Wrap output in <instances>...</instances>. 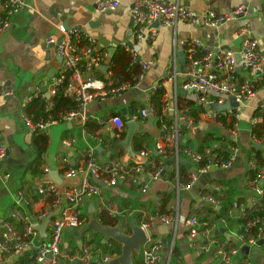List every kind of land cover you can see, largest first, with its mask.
I'll use <instances>...</instances> for the list:
<instances>
[{"label": "crops", "instance_id": "obj_1", "mask_svg": "<svg viewBox=\"0 0 264 264\" xmlns=\"http://www.w3.org/2000/svg\"><path fill=\"white\" fill-rule=\"evenodd\" d=\"M101 1L107 0H31V8L16 15L11 30L0 36V115L2 117L0 142L7 147L6 158L0 162V218L5 221L11 219L12 212L17 210V192L22 191L31 202L27 210L33 214L46 215L39 227L50 219L46 230H39L37 227V245L48 241L51 224L62 210L70 207L71 192L74 189L81 190L80 179H67L66 170L86 166L91 151L96 161L102 165L118 162L123 168L129 169L142 162L141 152L137 153L133 149V140L130 145L125 144L130 122L122 131L125 137L120 138L118 137L120 130L113 123L114 117H121L123 121H127L131 110L134 114L141 111V109L136 110L133 104H143L148 107L147 97L151 88L169 71H176V74L172 75V80L165 86L163 100L165 102L177 100L183 110L187 103L196 104L197 100L192 99L191 96L198 92L184 90L182 76L186 63L185 46L191 40L198 39L209 49L221 47L239 52L241 41L235 37V32L249 22L253 37L264 55V0H252L251 3L249 0H166L179 2L201 14L214 12L218 15L228 14L245 4L247 14L246 17L227 23L219 29L190 28L184 25L176 29L161 28L155 40L135 45L140 60L150 64L143 88L130 91L122 97L110 98L100 104L91 105L84 115L70 121L57 122L44 131L30 129L23 118L22 105L30 101L35 94L49 90L58 76L62 64L58 61L56 48L49 47L52 44H49L48 40L52 37L58 42L62 38L58 30L60 24L79 28L90 34L97 41L96 49L108 50L111 59L122 50V43H131L134 28L131 8L136 0H118L120 7L117 10L95 14L96 6ZM180 53H184L185 63L181 62ZM180 89L188 93L181 95ZM8 90H12L14 94L7 96L5 93ZM263 104L264 90L260 91L243 109L241 130L235 137L228 129L224 130L213 124L206 128L187 127L182 124V132L185 135L182 143H187L195 150L204 138L207 139L208 144L205 146L211 145L221 153L226 151L230 154V147L237 148L231 168L211 169L200 176L190 190H184L180 186L189 182L193 165L182 154L171 152L168 153V158L173 156V160L165 165L161 180L151 182L146 191L141 183L135 184L130 180L122 182L115 188L99 185L102 189L101 195L83 203L82 212L86 223L65 233L62 247V259L65 264H113L118 257H112L110 251L115 245L112 244V239L94 230L93 223L98 221L108 227H117L121 224L123 232L131 234L132 230L130 233L125 230L128 224L132 229L133 222L140 225L138 220L144 223L158 216L153 213L156 205L161 201L157 198H161V194L164 193L174 194L170 206L173 212L169 215L173 221L170 225H165L157 218L152 222L149 230V240L154 244L162 245V264L171 263L175 247L180 251L179 258L182 264H218L211 252L218 241L221 243L217 245V250L222 245H226L227 248L238 246L241 247L240 258H249L252 264H264V242L251 247L242 244L241 224L238 222L242 208L253 209L254 194L249 183L253 173L249 163L255 159L257 164H261V168H264V148L255 147L250 132L251 120ZM36 116L33 114V118ZM167 116L172 120L171 115ZM89 122H95L98 128L88 130ZM137 123L139 129L135 134L148 132L152 134L154 141L157 140L151 149L153 151L162 141L160 133L166 132L167 127L158 129L155 115L153 129L149 128L148 119L145 123ZM41 138L47 139L43 152H40ZM65 142H73V147H68ZM256 151H259V157L253 156ZM153 155L159 158V154L156 156L154 151ZM61 159H66L67 162L64 163ZM181 160H187L191 167L183 164ZM45 167L50 169L49 174L44 172ZM54 172L58 173L63 181L62 185H59L62 203L58 208L53 207L50 197L39 192L49 181L50 174ZM7 174H10L9 178L6 177ZM182 175L187 177L186 183L181 182ZM222 193L225 195L224 205L229 211H233L234 216L227 215V229L221 227L219 221L211 224L218 226L215 230L214 228L211 230V238L215 243L212 245V250L205 253L188 238L186 221L192 216L198 218L199 214L204 217L206 210L213 207L204 202L203 198L211 195L222 198ZM104 212L108 216L107 222H115L118 218L119 224H102L99 216ZM210 219L213 221V216ZM229 219L233 221L230 222ZM217 233H221L222 236ZM85 247L93 257L89 263L83 261ZM29 253L30 251L0 260V264H25ZM106 258L110 261L105 262ZM237 261L238 258H235V262ZM134 263L141 264V256H135ZM42 264H51V262L48 259Z\"/></svg>", "mask_w": 264, "mask_h": 264}, {"label": "built area", "instance_id": "obj_2", "mask_svg": "<svg viewBox=\"0 0 264 264\" xmlns=\"http://www.w3.org/2000/svg\"><path fill=\"white\" fill-rule=\"evenodd\" d=\"M251 3L252 0H249ZM120 7L118 0L101 1L97 4L95 14L112 12ZM31 8V0H0V36L7 34L13 24V19L21 11ZM247 5L239 6L232 12L225 15H218L214 12L198 13L195 10L181 5L179 2H169L166 0H136L131 8V17L134 22L132 41L124 42L121 48L130 55L132 65L139 66V74L133 82H120L114 84L111 81L113 72L111 71V55L108 50L96 49L97 41L90 34L79 28L67 27L64 24L58 26L60 35L63 40L57 45L55 38L48 40L49 44L57 45V54L63 59V64L54 79L49 90L35 94L32 97L40 98L44 101V112L46 119L39 122H32L25 115L29 102L22 105V115L28 127L34 131H44L50 125L60 121H70L76 117L85 114L86 109L91 105H97L110 98L122 97L130 91L143 88V83L150 70V64L143 62L135 49V45L143 42L153 41L159 35L161 28H177L178 26H188L190 28L204 27L219 29L227 23L246 17ZM158 24V25H156ZM235 37L241 41L240 51L217 47L209 49L202 41L198 39L191 40L185 46L186 63L183 71L184 84L186 91L192 90L198 92L195 107L201 109L199 120L194 121L192 117L185 113L177 100L170 102L164 101L163 111L166 115H171V126L164 132V137L159 145L155 146L159 160L154 159L153 151H142L140 156L142 162L132 167L130 170L125 169L118 162H111L102 165L96 161L91 151L87 165L81 168H70L65 171L67 179H80L81 191L73 190L69 196L70 207L61 211L60 215L51 224V233L48 241L41 245L36 244L37 227L44 221L46 215L39 213L33 214L27 209L31 205L30 200L22 191L17 192L16 206L17 210L12 212L10 218L17 223L25 224V231L18 232L14 224L0 218V260L13 258L25 252L35 251L37 257L35 262L29 264H42L48 259L51 264H65L62 259L63 244L65 233L69 229H76L86 223L83 216L82 206L86 200L101 195V187L95 183V180L102 181L105 186L115 188L127 180L135 184L141 183L143 189H149L151 182L161 180L165 172L164 160L168 159V150L171 153L182 154L193 165L190 174V180L187 184L182 185L184 190H190L198 181L199 177L206 174L213 168L229 169L235 160V146L230 147V155L224 160L216 149L212 146L207 148L203 153L198 152L192 147L183 144L185 135L182 132V124L187 127L197 126L200 128L210 127L212 124L218 128L229 130L230 134L235 137L241 130V119L243 109L249 105L264 90V55L260 51L257 40L249 22L238 31ZM238 55L241 61H238ZM176 71L167 72L161 80L151 88L148 94V107L141 109L138 114L130 111V117L123 121L121 117H114L113 123L120 130L118 137L122 138V131L128 122L145 123L150 114L155 110L151 104V98L172 80V75ZM63 91L64 96L75 101L77 108L66 114L60 115V120H55L53 110L55 102L53 97L58 90ZM12 96V90L5 93ZM233 99L239 104L238 107H232L229 111L216 112L213 108L216 105L229 103ZM0 115V122H1ZM223 122H226L225 126ZM264 125V104L257 109L256 114L251 120V135L255 147L264 148V135L259 137L254 133V129ZM68 147H73V142H65ZM7 155V147L0 142V162ZM254 157L257 152H254ZM67 162L66 159H61ZM202 164V162H204ZM150 165V166H149ZM249 168L253 173L250 178V186L254 194L253 209H257L261 200L264 198V168H261L254 160L250 161ZM46 174L50 173L48 167L44 168ZM7 178L10 174L6 175ZM40 194L48 196L52 200L54 208H58L62 203V193L60 186L50 180L39 190ZM159 201L161 198H157ZM204 202L209 203L213 208L220 206V200L214 196H206ZM246 210L242 208L240 218L245 217ZM133 212L130 213L132 215ZM229 216H234L233 211L228 212ZM159 219L163 224L170 225L172 217L167 215H158L151 218L150 221L140 224V227L147 234V243L141 247V264H162V245L152 243L149 240V230L152 222ZM220 226L227 229V218L219 220ZM218 226L210 225L207 222L201 223L197 217L192 216L186 221L187 236L191 242L205 253L212 250L215 243L211 238V230ZM257 229L256 235L251 236L250 230ZM240 240L242 244L256 246L264 242V217L249 220L245 225H241ZM205 242V243H203ZM203 243V244H202ZM241 247L234 246L227 248L222 245L221 248L213 255L218 264H252L249 258H240ZM92 256L86 247L83 250V261L89 263ZM235 258L238 261L235 262ZM110 259L106 258L105 262Z\"/></svg>", "mask_w": 264, "mask_h": 264}, {"label": "trees", "instance_id": "obj_3", "mask_svg": "<svg viewBox=\"0 0 264 264\" xmlns=\"http://www.w3.org/2000/svg\"><path fill=\"white\" fill-rule=\"evenodd\" d=\"M122 49V48H121ZM120 52L116 54L112 59H111V71L113 72V75L111 77V81L116 85L120 82H133L135 77L139 74V66L137 65H132L131 63V58L130 55L125 52L123 49L119 50ZM165 90L161 89L159 90L152 98H151V104L155 110L154 115L156 117V120L158 122V129H162L164 126L167 128L171 126L172 121L168 118V116L164 113L163 108H164V97ZM53 101L55 102V108L53 110V115L55 120H60V115L61 114H66L71 111H74L77 108V104L75 101L69 97L64 96L63 91L61 89L58 90L57 94L53 97ZM136 110L144 109L145 106L143 104H133ZM185 113L188 114L190 117L194 119L195 122L199 120V115L201 113V109H198L195 107V103H187L186 108L184 109ZM25 115L28 117L29 120L32 122L36 123L41 120H45L46 116L44 114V101L41 100L40 98L34 99L30 105H28L27 109L24 111ZM33 114H36V118H33ZM223 124L227 127V123L223 122ZM98 125H96L95 122H89L87 124L88 130H91V128H96ZM229 127V126H228ZM98 128V127H97ZM254 133L258 135L259 137H263L264 135V125L254 129ZM122 137H125V134L122 135ZM41 149L40 152H43L45 150V146L47 145V139L46 138H41ZM155 141L153 140L152 134L148 132H140L135 134L133 138V149L135 152L139 153L142 151H149L153 148ZM187 145V143H184ZM207 144V139L204 138L199 142V145L197 146V151L200 153H203L207 148H210V146H205ZM44 146V147H43ZM43 147V148H42ZM170 150H168V153ZM216 153H219L220 157H222L224 160L228 159L229 153L226 151H221L216 150ZM257 152V156L259 157V151ZM172 157L169 156L168 159L164 160V165L170 164L172 162ZM156 161H160L158 157H154ZM202 162V164H204ZM260 166L261 164L258 163ZM150 166V165H149ZM134 167V166H132ZM132 167H130L128 170H130ZM261 167V166H260ZM188 181L187 177L185 175L181 176V182L186 183ZM220 200V210H217V208H208L206 210V215L204 217L202 215H198V220L203 223L207 222L208 224H213L214 222L219 221L222 218H226L229 212V208H227L224 205V199L225 195L222 193V198L221 196L217 195H211ZM174 199V194H161V201L159 204L156 205V208L154 210L153 214L157 215H170L172 214V210L170 208L171 203ZM52 203V202H51ZM213 216V221H211L210 217ZM100 220L102 221V224L104 225H118V218H116L115 222L109 223L106 221L107 219V213H102L100 216ZM264 217V198L261 200L260 205L257 209H247L246 210V215L243 218H240L238 220L239 224L242 226L246 224L247 221L253 220L256 218H263ZM230 220V219H229ZM233 220H230L232 222ZM10 224H14L18 232L23 233L25 231V224H20L17 223L16 221L10 219L7 220ZM118 223V224H117ZM138 223H142L138 220ZM126 232H131V225H127L126 227ZM251 236H255L257 229L250 230ZM218 234V233H217ZM1 235V234H0ZM218 235L222 236L221 233ZM114 246V248L111 249V255L112 257H119L122 254V247L117 244L115 241H111ZM221 243V241H218ZM218 243V244H219ZM203 244V243H202ZM217 244V245H218ZM217 245L214 246V250H212V253L217 252ZM31 253V254H30ZM29 257L26 261L25 264L31 261H36L37 257V252L35 251H30ZM180 251L178 248H174L171 263L170 264H182L180 260Z\"/></svg>", "mask_w": 264, "mask_h": 264}, {"label": "water", "instance_id": "obj_4", "mask_svg": "<svg viewBox=\"0 0 264 264\" xmlns=\"http://www.w3.org/2000/svg\"><path fill=\"white\" fill-rule=\"evenodd\" d=\"M158 25V24H156ZM67 30L70 29V26H66ZM63 40V37L57 42V45L60 44ZM57 45H52L49 47H55L57 49ZM180 60L182 63H185V55L184 53L179 54ZM238 61H241L240 55H238ZM58 61L63 64V59L59 56ZM45 92V91H44ZM181 95H184L188 92L184 91L183 89L179 90ZM189 92H192V90H189ZM239 104L236 103L233 99L230 100L229 103H225L223 105H216L214 106V110L216 112H224L229 111L232 107H238ZM149 120V128L153 129L154 127V115L150 114L148 117ZM129 131L126 136V142L125 144L128 146L131 144L135 132L138 131L139 125L137 122H130L128 124ZM160 137H164V132L160 133ZM157 142V140H155ZM154 153L157 155L156 147H154ZM183 164H187L191 167L190 164H188L187 160H181ZM58 177V178H56ZM50 179L57 183L58 185H62V179L59 178L58 173L54 172L50 174ZM95 183L105 187V184L100 180H95ZM79 191L80 188L78 189ZM220 207H217V210H219ZM50 222V219L46 220L45 224L39 227L40 229L46 230L48 227V223ZM92 228L98 232H101L106 238L112 239L115 242L119 243L122 246V254L118 258H116L113 262V264H135V256H141V247L143 244L147 243V234L146 232L138 225L136 222L132 223V232L131 234H126L122 230V225L120 224L117 227H108L103 226L100 224V222L95 221L92 225ZM224 232V230H221ZM259 244H262L260 242Z\"/></svg>", "mask_w": 264, "mask_h": 264}, {"label": "rangeland", "instance_id": "obj_5", "mask_svg": "<svg viewBox=\"0 0 264 264\" xmlns=\"http://www.w3.org/2000/svg\"><path fill=\"white\" fill-rule=\"evenodd\" d=\"M197 95L198 94H194L193 96H191V98L197 100Z\"/></svg>", "mask_w": 264, "mask_h": 264}]
</instances>
